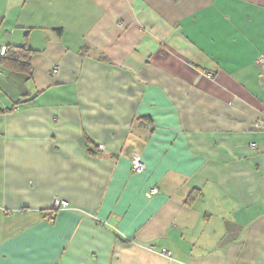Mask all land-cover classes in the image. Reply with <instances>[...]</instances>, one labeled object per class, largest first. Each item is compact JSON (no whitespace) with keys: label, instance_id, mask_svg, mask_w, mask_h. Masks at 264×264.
<instances>
[{"label":"crops","instance_id":"1","mask_svg":"<svg viewBox=\"0 0 264 264\" xmlns=\"http://www.w3.org/2000/svg\"><path fill=\"white\" fill-rule=\"evenodd\" d=\"M0 46V264H264V0H0Z\"/></svg>","mask_w":264,"mask_h":264},{"label":"trees","instance_id":"2","mask_svg":"<svg viewBox=\"0 0 264 264\" xmlns=\"http://www.w3.org/2000/svg\"><path fill=\"white\" fill-rule=\"evenodd\" d=\"M32 53L33 50L27 46L7 47L6 51L0 54V66L8 72H21L31 75ZM191 198H193V193L191 194Z\"/></svg>","mask_w":264,"mask_h":264},{"label":"built area","instance_id":"3","mask_svg":"<svg viewBox=\"0 0 264 264\" xmlns=\"http://www.w3.org/2000/svg\"><path fill=\"white\" fill-rule=\"evenodd\" d=\"M6 51V48L0 46V54H3ZM261 63V73H260V82L264 86V56H261L259 59ZM2 71L0 70V75ZM257 129H264V119L256 123ZM255 147V144H252ZM103 147L100 145L99 149L101 150ZM130 162H131V170L133 173L141 174L146 170L145 162L142 159V156L137 152H132L130 155ZM158 193V188L153 187L151 188L146 195L148 197H152ZM68 208L67 201L56 199L54 202V210H62Z\"/></svg>","mask_w":264,"mask_h":264}]
</instances>
